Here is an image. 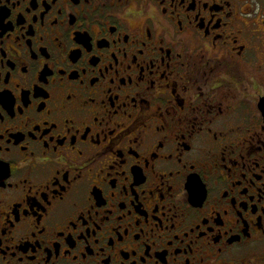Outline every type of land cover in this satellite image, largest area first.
<instances>
[{"label":"flooded vegetation","instance_id":"flooded-vegetation-1","mask_svg":"<svg viewBox=\"0 0 264 264\" xmlns=\"http://www.w3.org/2000/svg\"><path fill=\"white\" fill-rule=\"evenodd\" d=\"M0 0V264H264V0Z\"/></svg>","mask_w":264,"mask_h":264},{"label":"snow or ice","instance_id":"snow-or-ice-1","mask_svg":"<svg viewBox=\"0 0 264 264\" xmlns=\"http://www.w3.org/2000/svg\"><path fill=\"white\" fill-rule=\"evenodd\" d=\"M127 2V0H126ZM160 3H163V0H160ZM128 11L132 14H135V3L134 0L132 3L128 4Z\"/></svg>","mask_w":264,"mask_h":264}]
</instances>
